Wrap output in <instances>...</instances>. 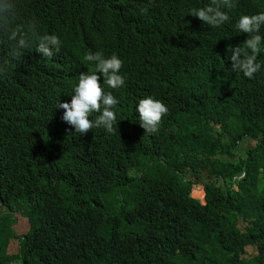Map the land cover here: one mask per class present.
Listing matches in <instances>:
<instances>
[{
    "label": "trees",
    "instance_id": "16d2710c",
    "mask_svg": "<svg viewBox=\"0 0 264 264\" xmlns=\"http://www.w3.org/2000/svg\"><path fill=\"white\" fill-rule=\"evenodd\" d=\"M206 3L23 0L62 47L0 49V264H264V70L231 71L244 36L188 14ZM256 11L264 0H238L230 16ZM89 51L123 61L112 134L81 136L55 108ZM149 95L168 107L154 134L135 113Z\"/></svg>",
    "mask_w": 264,
    "mask_h": 264
},
{
    "label": "clouds",
    "instance_id": "9594fccd",
    "mask_svg": "<svg viewBox=\"0 0 264 264\" xmlns=\"http://www.w3.org/2000/svg\"><path fill=\"white\" fill-rule=\"evenodd\" d=\"M237 4L238 0H207L204 6L191 8L188 14L210 29L222 32L226 25H231L236 33L244 36L242 42L228 47L226 58L231 61L233 73L251 80L264 70V59H261L264 57V11L242 13L233 18L230 13ZM61 47L56 34L42 32L36 18L25 16L23 0H0V49L6 51L9 62L18 61L26 50L51 58ZM83 60L93 65V70L81 73L72 88L70 101L58 102L55 108L63 110L61 120L81 136L93 128L112 134L118 123L115 109L119 100L108 89L125 85L126 76L121 73L123 61L116 53L105 55L101 51H89ZM8 67V63L0 61V77L7 76ZM93 113H97L95 119L90 118ZM135 113L145 134H154L168 107L149 95L136 102ZM197 188L203 191V198L194 193L192 197L206 203L205 187L198 184Z\"/></svg>",
    "mask_w": 264,
    "mask_h": 264
},
{
    "label": "rangeland",
    "instance_id": "374dc122",
    "mask_svg": "<svg viewBox=\"0 0 264 264\" xmlns=\"http://www.w3.org/2000/svg\"><path fill=\"white\" fill-rule=\"evenodd\" d=\"M257 145L256 141H250L247 140L241 145V153L240 155L244 156L245 158L247 157V152L250 148L255 147ZM201 186V185H200ZM196 187L193 189L192 193H194ZM197 192V190H196Z\"/></svg>",
    "mask_w": 264,
    "mask_h": 264
}]
</instances>
